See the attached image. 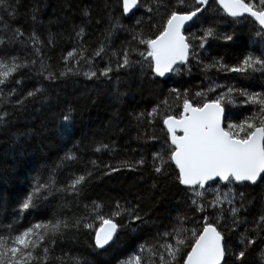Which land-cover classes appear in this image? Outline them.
<instances>
[{
    "label": "snow or ice",
    "instance_id": "obj_1",
    "mask_svg": "<svg viewBox=\"0 0 264 264\" xmlns=\"http://www.w3.org/2000/svg\"><path fill=\"white\" fill-rule=\"evenodd\" d=\"M217 3L234 20L246 16L254 18L260 26L256 35L262 47L259 55L249 54L231 67L223 63V57L213 58L210 64H204L205 71L216 69L218 72H230L243 78H248L256 72L264 76V0H217ZM21 7L19 0H0V24H3L5 31L12 33L7 41L9 44L15 45L18 39L24 36L20 28H11L8 23L15 22ZM120 7V16L114 17V22L106 31L104 39L92 51L91 56L87 55L88 45L84 42L86 27L73 26L75 36L70 39L78 41V44L63 56L64 69L58 71V74L48 63L51 57H47L43 52V42L35 29L28 37L32 42L31 52L25 51L27 44L22 39H19V43L22 45L20 51L24 52V55L20 52L11 55L0 49V129L7 130L11 127L12 113L5 110L8 106L23 110L29 99L35 100L38 94L45 91L43 87H36L21 94L23 77L16 78L23 70L31 71L37 64L39 68L36 69V74L50 82L80 75L81 62L92 69L95 59L105 57V67L89 70L83 75L89 80L104 77L111 81L113 72L131 71L137 65L143 69L145 61L150 60L151 71L163 77L166 73L176 72L178 64H188L190 58L202 64L203 61L195 51L197 45L194 42L198 40V47L204 49L209 38H218L213 25L202 27L199 30L202 32L200 36L195 32L185 35L186 26L203 23L200 17L208 11L210 0H194V4H188L186 0H176L175 3L173 0H120ZM141 7L149 14V24L154 16H166L158 35H146L143 17L137 18L131 26L121 23L122 18H131L135 15L133 10H139ZM104 8L109 11V19L112 20L107 2ZM40 12L41 6L33 4L24 15H29L33 25H36L43 23L37 19ZM81 15L90 20V7L81 9ZM100 22L97 20V23ZM116 29L128 32L131 39L123 42L119 49H112L109 54L110 43L106 41L110 42ZM223 39L232 41L234 36L224 35ZM0 43L5 41L0 40ZM48 43H54L51 33ZM140 45L145 46L144 51H139ZM136 53L142 59H133V54ZM70 60H75L77 66H68ZM45 73L47 75H44ZM119 79L117 76V83ZM208 79L209 88L197 92L195 97H202L206 92H213L221 87L214 85L210 77ZM171 93L176 94L177 100L183 97V112L179 117L168 112L163 113V124L167 127L170 145L167 148L162 146L160 151L152 154V172L157 179H167L170 175L168 169L174 163L178 170L175 180L184 186L186 194L190 197L189 210L202 215L203 223L196 220L195 215L189 216L187 212L177 213L175 217L170 218L168 224L156 223L147 219V213H140L138 204L133 205L130 201L121 203L120 200L107 206L109 211L106 215L101 214L105 205L96 201L83 205L84 215H65V209L71 211L73 204L79 206L84 187L93 176L92 171L80 175L73 173L66 183L61 182V169L69 162L79 159L75 151L69 150L58 162L33 177L31 190L18 205L20 213H24L29 210H43L44 205L58 199L59 211L54 212L49 219L36 221L23 230H17L18 225L15 222L0 224V264H92L83 255H71L70 250L65 252L63 249L57 255L56 250L60 242L73 230L77 233L81 227L91 230L92 225L87 221L93 215L102 221V227L95 230L92 243L89 244V248L98 254L106 253L116 245L119 234L124 229L138 233L150 223L156 228L150 239H145L139 244V254L130 256L119 264H229L230 257L234 258L232 264H264V195L259 198L258 213L249 218L250 209L256 200L249 198V192L238 191L236 187L264 184V91L250 92L247 88L228 86L227 92H221L215 99L207 100L203 104L190 97L187 89L183 94L176 89H171L170 95ZM237 98H243L241 103L256 110L239 123L225 125L228 119L226 105L235 104ZM161 103L168 105V100L165 99ZM146 116H161L160 106L157 105L146 115L141 112L135 119L143 122ZM70 120L69 114L63 115L65 128ZM177 130L182 131L183 135H177ZM112 150L108 144L102 142L93 149L95 152ZM91 163L93 168L99 166L96 161ZM145 163L142 156L135 164L121 161L119 167L106 165L110 171L104 174L111 175L119 172L121 168L135 171L137 166ZM219 182H224L226 190H221ZM213 184H216V187H213ZM152 187H158L155 180ZM117 218L123 223L118 222ZM188 224L194 226L189 228ZM241 227L243 232H239ZM231 233H239L238 252L228 243V234ZM250 253L255 254V259L251 262L248 261Z\"/></svg>",
    "mask_w": 264,
    "mask_h": 264
},
{
    "label": "trees",
    "instance_id": "obj_2",
    "mask_svg": "<svg viewBox=\"0 0 264 264\" xmlns=\"http://www.w3.org/2000/svg\"><path fill=\"white\" fill-rule=\"evenodd\" d=\"M16 2V0H14ZM22 4L20 15L15 22L8 21L11 28H20L24 36L19 38L25 41V51H32V42L28 40L29 35L35 29L40 40L43 42V52L53 66L54 70L64 69L63 56L75 48L78 41L74 42L70 37L75 36L73 26L83 25L86 27L84 42L88 45L87 55L91 56L101 40L104 39L106 31L114 22V17L120 16L122 8L120 0H19ZM108 3L113 19H109V11L104 8ZM176 0H173L175 3ZM188 4H194V0H186ZM33 4L41 6L37 23L33 25L30 16L24 15ZM90 7V20L82 17L81 9ZM191 10V9H188ZM148 13L144 7L135 10L131 18L124 17L121 23L131 26L137 18L143 17V25L146 35H158L166 21V16H154L151 23H148ZM100 20V23H97ZM203 23L197 22L191 27L186 26L185 35L195 32L197 36L202 35L199 30L202 27L213 25L218 33V38H209L204 49L198 47L195 51L199 55L197 60L191 59L186 65L177 66V71L172 72L166 79L157 78L151 71L150 60L145 61L143 69L137 65L133 70H121L111 74V81L108 78L89 80L83 73L89 70H98L106 66L107 57L94 60L93 68L81 62L79 64L80 75L70 76L67 79H60L58 82H50L38 76L36 69L31 71L23 70L17 79L23 77V84L20 86L21 94L36 87H43V94H38L35 100L29 99L25 109L20 110L8 106L5 110L12 113L10 117L11 127L7 130L0 129V224L15 222L17 230H23L30 224L39 220L49 219L54 212L59 211L58 199L51 200L44 205L43 210H29L24 213L19 211V203L31 190L33 177L47 167L58 162L69 150L75 151L79 157L74 162H69L61 169L59 179L66 183L72 174L80 175L92 171L93 176L85 185L79 200V206L73 204L71 211L65 209V215H84V204H91L92 201L105 205L102 215L109 211L108 205L116 200L121 203L125 201L138 204L140 213H147V219L156 223L168 224L170 218L177 213L187 212L189 216L195 215L196 220L203 223L200 214H194L189 210L190 197L186 194L182 185L175 180L178 175L177 169L170 165L167 179H157L152 172V154L161 150L162 146L167 148L169 136L163 126L162 115L164 112L180 115L183 108V97L179 100L171 89L184 93L187 89L190 97L196 102L203 104L207 100L215 99L221 92H227L228 86L236 88H247L250 92L264 91V76L256 72L248 78L240 77L230 72H218L216 69L205 71L204 64H210L213 58L223 57V63L229 67L238 64L249 54L259 55L262 45L256 30L259 29L256 21L251 18H240L234 20L229 17L217 5L215 0H210V7L200 17ZM87 21V22H86ZM155 25L156 27H152ZM53 34L54 43L49 44V34ZM12 33L5 31L3 24H0V49L11 55L20 52L22 45L18 42L13 45L7 43ZM224 35H233L234 40L223 39ZM131 39V35L122 30L116 29L111 37L109 54L112 49H119L123 42ZM145 46L140 45L139 51H144ZM31 58V57H29ZM133 59H142L138 53L133 54ZM70 67H76L75 60H70ZM115 68V63H113ZM44 75H47L45 73ZM119 76V83H117ZM212 83L217 86L213 92H206L202 97H195L197 92L209 88ZM15 86V85H11ZM7 91V89H5ZM18 98V97H17ZM168 100V105L161 102ZM243 98H237L235 104L226 105L228 113L227 123H239L244 117L251 115L256 109L252 106L241 103ZM160 106L161 116L147 118L140 122L135 117L141 112L145 115L153 108ZM69 114L71 120L65 128L63 115ZM29 133L28 135H22ZM156 139H151V137ZM108 144L112 151L95 152L93 149L99 143ZM145 159V165L137 166L135 171L128 168H121L119 172L105 175L110 171L106 165L119 167L121 161H129L135 164L141 157ZM92 161L99 165L93 168ZM45 175L47 173H44ZM154 180L158 183L155 189L152 187ZM221 190H226L224 184L219 182ZM216 187V184H213ZM238 191L250 193V199L256 203L251 207L249 218L256 215L260 208L259 198L264 195V184L255 187L236 186ZM243 215V213H242ZM118 222L123 223V221ZM87 223L92 229L81 227L77 233L73 230L69 236L60 242L56 254L61 249L71 255L80 254L92 262V264H119L120 261L130 256L139 254V244L145 239H150L156 232V228L150 223L138 233H132L124 229L119 234L116 245L108 249L106 253H96L89 248L95 230L99 229L102 221L91 216ZM135 227V225H133ZM188 224L187 227H193ZM163 231V228L160 229ZM243 227L239 232H243ZM238 234H228V243L239 251ZM233 257L229 258L232 264ZM255 259V254L250 253L248 261Z\"/></svg>",
    "mask_w": 264,
    "mask_h": 264
},
{
    "label": "water",
    "instance_id": "obj_3",
    "mask_svg": "<svg viewBox=\"0 0 264 264\" xmlns=\"http://www.w3.org/2000/svg\"><path fill=\"white\" fill-rule=\"evenodd\" d=\"M216 3H217V0H216ZM217 5L223 10V8L217 3ZM134 11V10H133ZM224 11V10H223ZM225 12V11H224ZM227 14V13H226ZM256 23L258 24V22L256 21ZM259 25V24H258ZM260 27V26H259ZM154 74V73H153ZM155 75V74H154ZM170 75V73H166L165 74V76H163V77H160V76H157V75H155L157 78H161V79H166L168 76ZM183 112V111H182ZM164 125V124H163ZM165 126V125H164ZM165 128H166V130H167V127L165 126ZM177 135H183V133H182V131H180V130H177ZM169 139H170V137H169ZM174 164V163H173ZM224 183V182H223ZM184 187V186H183ZM101 227H102V225H101ZM100 227V228H101Z\"/></svg>",
    "mask_w": 264,
    "mask_h": 264
},
{
    "label": "rangeland",
    "instance_id": "obj_4",
    "mask_svg": "<svg viewBox=\"0 0 264 264\" xmlns=\"http://www.w3.org/2000/svg\"><path fill=\"white\" fill-rule=\"evenodd\" d=\"M138 68H140V66Z\"/></svg>",
    "mask_w": 264,
    "mask_h": 264
}]
</instances>
